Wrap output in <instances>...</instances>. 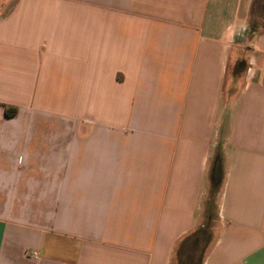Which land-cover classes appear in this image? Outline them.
<instances>
[{
  "label": "crops",
  "instance_id": "1",
  "mask_svg": "<svg viewBox=\"0 0 264 264\" xmlns=\"http://www.w3.org/2000/svg\"><path fill=\"white\" fill-rule=\"evenodd\" d=\"M251 6L0 0V264H173L218 148L201 264H264V29Z\"/></svg>",
  "mask_w": 264,
  "mask_h": 264
},
{
  "label": "trees",
  "instance_id": "2",
  "mask_svg": "<svg viewBox=\"0 0 264 264\" xmlns=\"http://www.w3.org/2000/svg\"><path fill=\"white\" fill-rule=\"evenodd\" d=\"M255 0H252L253 7ZM251 10L248 16V24L254 30H257L256 27H253V21L251 19L252 14ZM234 73V72H233ZM232 77L237 76V74H233ZM4 112L6 115L13 116L16 114L17 109L13 106H4ZM220 149L216 151L214 155V160H220ZM222 181V172H220V178L218 182H214L211 179L210 185L208 187L207 195L204 200L202 218L200 223L182 238H180L174 250L173 256V264H201L204 258V255L207 251V248L210 245L212 232H211V224L216 218V208H217V194L220 189Z\"/></svg>",
  "mask_w": 264,
  "mask_h": 264
},
{
  "label": "rangeland",
  "instance_id": "3",
  "mask_svg": "<svg viewBox=\"0 0 264 264\" xmlns=\"http://www.w3.org/2000/svg\"><path fill=\"white\" fill-rule=\"evenodd\" d=\"M263 4H264V0H255L251 10V14H252L251 19L254 23L252 24V26L256 27L257 31L264 29V10L262 9ZM233 68L234 69H231L230 67L229 69L230 74L232 73V71L236 72L238 70V65H235Z\"/></svg>",
  "mask_w": 264,
  "mask_h": 264
},
{
  "label": "water",
  "instance_id": "4",
  "mask_svg": "<svg viewBox=\"0 0 264 264\" xmlns=\"http://www.w3.org/2000/svg\"><path fill=\"white\" fill-rule=\"evenodd\" d=\"M220 161L218 159L214 160L213 162V166H212V170H211V179L214 182H218L219 178H220Z\"/></svg>",
  "mask_w": 264,
  "mask_h": 264
},
{
  "label": "built area",
  "instance_id": "5",
  "mask_svg": "<svg viewBox=\"0 0 264 264\" xmlns=\"http://www.w3.org/2000/svg\"><path fill=\"white\" fill-rule=\"evenodd\" d=\"M31 253H32L33 256L37 255V252H35V251H31Z\"/></svg>",
  "mask_w": 264,
  "mask_h": 264
},
{
  "label": "flooded vegetation",
  "instance_id": "6",
  "mask_svg": "<svg viewBox=\"0 0 264 264\" xmlns=\"http://www.w3.org/2000/svg\"><path fill=\"white\" fill-rule=\"evenodd\" d=\"M262 9L264 10V4L262 5Z\"/></svg>",
  "mask_w": 264,
  "mask_h": 264
}]
</instances>
